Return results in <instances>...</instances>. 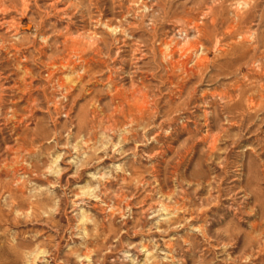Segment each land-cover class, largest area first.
Instances as JSON below:
<instances>
[{
    "label": "clouds",
    "instance_id": "clouds-1",
    "mask_svg": "<svg viewBox=\"0 0 264 264\" xmlns=\"http://www.w3.org/2000/svg\"><path fill=\"white\" fill-rule=\"evenodd\" d=\"M4 2L0 0V10ZM35 2L18 0L24 9ZM98 3L100 0H67V8L73 14L81 13L82 19L87 21L88 29L82 39L91 41L92 48L103 44L109 64L120 57L118 46L121 41H131V55L126 62L122 61L125 66L114 70L113 74H118L127 84L124 91L133 94V102H142L145 94L150 92L154 103L158 93H162L151 82L145 84L144 80L149 74L162 75L170 60L166 55L168 45L154 39L157 30L168 23L179 26L178 31L183 34L182 46L197 41L199 31L181 19L171 18L173 0H104L110 19L102 18ZM183 3L188 5L189 0H183ZM197 5L207 9L201 16L202 22L214 8L223 9L231 21L242 22L251 17L255 25L249 24L238 35L237 42L253 49L264 43V4L261 0H196L193 7ZM40 11L50 12V9L45 6ZM63 18L71 22L67 12ZM189 30L193 33L191 36ZM135 31L141 35L134 37ZM39 39L43 45H48L51 36L40 35ZM17 44L26 46L24 38L16 33L6 39L0 38V47ZM54 44L59 49V44ZM113 47L117 48L114 57L111 55ZM212 50L215 52L216 47ZM205 54L202 45L199 51H193V64ZM262 65L264 56L251 60L250 70L261 72ZM85 71L81 67L65 75L64 80L73 85ZM209 79L216 82L220 77L210 76ZM102 83L104 86L98 89L97 95L103 98V103L85 100L71 114L65 109L70 103L68 89L57 85L53 92L58 95L53 97L49 107L57 105L59 112L49 113L45 120L25 130V136L35 143L30 151L17 152L12 161L13 167L22 166L27 173L14 172L11 179L0 183V224L3 225L0 249L6 248L8 264H185L184 253L188 254L192 264H254L264 254V158L257 148L243 144L229 157L231 149L240 144L246 131H228L233 119L231 100L223 96L213 97L223 111L213 108L203 111L199 117L201 121L213 118L217 122L220 129L217 142L223 147L214 153H208L202 147L200 154L193 159L191 169L184 175L169 177L165 172L157 181L146 169L144 175L151 179L145 180L139 173L133 176V170L144 161L149 162L147 167L151 168L156 153L149 146L159 144V131L164 137L173 133L170 123L167 128H161V124L180 117L176 125L179 129L185 124L181 115L184 109L178 108L169 116L165 100L159 123L151 113L139 120L121 116L120 123H117L113 82ZM2 94L0 86V96ZM201 107L208 109L209 102ZM248 111L264 112V103L250 106ZM57 116L63 117V123L56 124ZM15 119V109L8 107L5 113L0 102V121L7 124ZM155 130L159 131L149 135ZM187 138L186 135L181 139L178 147H182ZM142 147L146 150L141 151ZM258 147L264 150V144ZM8 151L5 147L4 152ZM173 159L175 153L167 158L165 169ZM105 161L109 163L105 164ZM217 170L220 175L216 174ZM82 172L83 183L80 182ZM65 173L70 174L62 184ZM30 176L38 177L45 184L33 182ZM223 176L230 177L229 185L223 190L226 211L213 212L211 210L221 199ZM67 181L73 183L69 186ZM161 183L167 191H161ZM202 188L206 195L197 196ZM189 194L193 201L186 207L185 196ZM141 196L150 201L146 207L137 199ZM133 199H137L135 207L139 210L135 219L133 207L127 206ZM250 199L253 205L259 206L254 217L258 222L255 228L248 220L245 221L247 228L242 227L238 215L240 206ZM62 200L67 201L74 218V223L69 222L67 227L57 219ZM93 201L103 210L102 218L85 211L84 206L91 208ZM129 221H132L131 226L125 227ZM37 226L46 229L48 234ZM65 234L67 242L61 255L60 242ZM136 237H140L139 240ZM238 240L243 246L233 256L230 249ZM3 259L0 253V262Z\"/></svg>",
    "mask_w": 264,
    "mask_h": 264
},
{
    "label": "rangeland",
    "instance_id": "rangeland-1",
    "mask_svg": "<svg viewBox=\"0 0 264 264\" xmlns=\"http://www.w3.org/2000/svg\"><path fill=\"white\" fill-rule=\"evenodd\" d=\"M264 4V0H261ZM39 4V8L37 7ZM196 0H189L188 5H184L183 0H173L172 11L170 16L173 20L181 19L187 25L194 26L199 31V39L190 45L182 46V33L178 31L179 26L171 23L161 26L157 30L154 39L163 41L169 47L166 55L170 60L165 65L163 74H149L144 80L145 84L152 83L159 88L153 103L150 99L151 93L145 94V99L140 102H133V94L126 93L124 89L127 84L123 82L118 74L114 75L113 71L122 69L131 55V41H121L118 46L120 57L113 59L111 64L105 59V48L100 44L97 48H92V42L82 39L88 29L87 21L82 19L81 13L73 14L71 9L67 8V0H36L30 4L27 9L19 6L18 0H5L2 10H0V38H7L12 33H16L24 38L26 46L17 44L14 47H0V86L3 94L0 96V102L3 104V110L7 112L8 107H13L16 111V119L7 124L0 121V183L12 178L14 172H25L27 169L22 166L13 167L12 158L17 152L30 151L32 144L30 137L25 136V130L35 127V125L45 120L49 113H58L59 106L51 104L53 97L58 93L53 92V88L59 85L61 89H68L70 103L65 105L66 111L74 113L83 101L89 103L95 101L102 104L103 98L97 95L98 89L103 88L102 81L113 82V91L116 93L115 102L117 107L116 122L120 123V117L142 119L147 114H153L159 123V116L164 109V101H167L168 114L183 108L181 115L185 118V124L179 129L176 125L180 117L171 118L168 123L161 124V128L173 127V133L169 137H164L163 132L155 130L149 135L156 134L159 144L149 146L156 155L151 162V168H148L147 161L138 163L133 176L138 173L143 175L145 180L151 179L150 176L144 175L145 170L151 173L157 181L165 172L170 176L184 175L187 170L191 169V163L196 155L200 154L203 147L208 153H214L217 148L224 145L217 142L220 131L217 122L213 118L208 121H201L199 117L203 111L212 110L223 111L218 100H212L213 97L223 96L231 100L230 110L233 112L232 126L228 131L235 132L244 129L245 135L236 148L231 149L232 153L240 148L241 144L251 145L261 151V158H264V150L258 145L264 144V112L259 114L249 112L248 108L260 106L264 103V65L261 72L250 70V61L264 56V43L258 48L244 46L237 42L238 35L247 28L249 24L255 25V21L248 17L242 22L231 21L223 9L214 8L212 12L204 17L201 16L204 9L202 5H197ZM47 6L50 12H41L40 8ZM100 8L103 19H110L107 6L104 0L97 4ZM203 9V11L201 10ZM71 16V22L63 18ZM119 18V14L117 15ZM55 32L56 35H52ZM192 31H188L191 36ZM40 35L51 36L48 45H43L39 39ZM139 31L133 32L134 37H139ZM35 36L36 39H32ZM59 44V49L55 47ZM205 49V55L193 64V51H199L200 46ZM216 47L214 52L212 49ZM117 48L113 47L111 55L114 57ZM217 52L219 53L217 55ZM81 67L85 68V74L79 78L73 85L65 82L64 76L78 71ZM219 76L216 82L210 81L209 77ZM251 82V83H249ZM83 86V87H81ZM259 89V90H258ZM209 102V108L203 109L201 105ZM247 101V103H245ZM38 105V107H33ZM223 119V116H221ZM63 123V117H56V124ZM225 127H228L225 125ZM187 135V141L182 147L178 143ZM230 144V142H229ZM9 149L4 152V148ZM146 149L141 148V151ZM175 153V159L168 169L164 168L165 162L169 156ZM251 154V150H249ZM109 163L105 161V164ZM200 171L198 166V172ZM70 173H65L61 183L66 182ZM220 175V170H217ZM33 182L43 185L45 181L38 177H29ZM229 176H223L220 183L221 199L211 210L213 212L220 210L226 211L223 199L224 188L229 185ZM81 183L84 182L83 172L81 174ZM69 186L73 183L67 181ZM114 184L115 182H110ZM161 191H167L163 183L160 184ZM215 194V193H213ZM57 195L60 191L57 190ZM206 195L202 188L197 196ZM144 207L150 202L144 197H137ZM137 199L129 201L128 207H133L134 219L138 218L135 214L139 211L135 204ZM186 204L189 206L193 197L189 194L185 196ZM92 207H85V211H90L97 218H102L103 210L96 202H91ZM27 207V205H24ZM258 205H253L251 199L240 206V224L247 228L246 220L252 223V227L258 226L254 217L258 211ZM65 227L69 222L74 223L71 216V207L67 201H61L60 214L57 217ZM117 219L119 217L117 216ZM5 223L7 220L5 219ZM132 221H129L125 227H130ZM195 223V221H193ZM10 226V225H9ZM11 227V226H10ZM116 227H119L116 225ZM45 235L48 234L46 229L37 226ZM0 230L3 225L0 224ZM23 230V229H21ZM140 237H136L139 240ZM123 239V238H122ZM67 242V234L61 240L60 254H63L64 245ZM242 242L237 241L234 248L230 249L233 256L242 248ZM3 254V261L0 264H8V253L6 248L0 249ZM179 256V250H178ZM185 264H192L188 259V254L183 255ZM254 264H264V254L260 255Z\"/></svg>",
    "mask_w": 264,
    "mask_h": 264
}]
</instances>
